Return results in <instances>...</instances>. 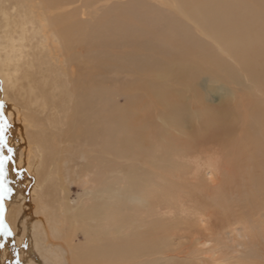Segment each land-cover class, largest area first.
<instances>
[{"label":"rangeland","instance_id":"rangeland-1","mask_svg":"<svg viewBox=\"0 0 264 264\" xmlns=\"http://www.w3.org/2000/svg\"><path fill=\"white\" fill-rule=\"evenodd\" d=\"M84 1L86 5L83 9L86 14L83 18L88 25L99 22L113 4L128 2V0H73V4L70 3L71 11L80 12L75 9ZM142 1L153 8L159 6L162 10L161 18L156 14L157 23L151 30H147L149 37H159L160 33H167L166 28L175 35L174 28L195 35L197 44L204 46L210 53L215 54L213 57L217 56L220 62H224L223 66L220 65L221 68L217 69L219 72L214 71L217 74L210 75L207 72L200 74L197 79L198 89L204 92L206 97L202 100L206 104L220 106L227 103L233 114L242 116L240 120L235 118L238 120L235 124V134L233 132L235 141L219 144L212 139L201 149L191 150L188 148V142L182 141L186 136L183 129L163 122V128L166 129L167 134H172L175 138L172 139L174 142L170 139L163 147L160 141H156L160 145L154 143L155 146L147 153H142V149L138 147L127 148L129 151L126 149L120 152L107 151L105 148L99 150L98 144L89 146L90 148L86 144L80 145L81 148L75 149L73 143L66 142L67 151L64 156L66 155L68 163L60 165L57 176H60L61 186L52 190L51 196L56 212L62 211L59 202L61 206L67 207L68 218L65 219L62 229L63 233L67 234L64 236L65 239L63 237H60L61 239L55 237V239L52 234H50L52 239H48L42 228L50 231L49 226L47 222H43L42 217H38L39 220H34L42 226L40 231L34 233L38 245L36 255H38L30 257V254L24 253L25 248L20 250L19 235L14 231L16 229L24 231L28 219L27 212L30 209L25 199L23 203L16 202L14 194L25 191V188L30 189L32 178L29 176L32 174L26 173L27 169H24L26 167L13 166L18 149L12 145L11 131L17 125L12 122L7 112L11 103L0 97V123H2L0 128L4 142H0V160L3 162L0 171L2 178L0 179V216L3 219V224H0V264H48L45 252L50 251L49 249L59 252L66 260L67 254L70 258L73 252L80 254L82 247L91 248L100 242H111L113 245L121 243V245L102 260L93 259L86 264H264V131L258 133L260 125L264 129V116L256 115L252 111L247 113L243 109L249 101H253L252 98L247 97L248 93L255 95V99L261 103L260 106L264 105V93L260 95L261 88L251 82V78L246 77L240 65L239 55L245 53L244 50H237L238 46L226 45L212 34L216 30L215 27L209 33L207 31L211 26H207L204 21L199 22L198 18L194 17V15L197 17L206 15L209 8L210 13L222 11H235V15L243 13V19L247 21L258 11L263 13L264 8L249 0ZM204 1L206 4L202 5ZM256 2L260 3L257 0ZM245 4L251 10L249 13L246 12L248 8ZM111 36V45L93 48L92 43L78 49L75 59L71 65L69 64L70 75L75 77L77 73H81L82 77L89 76L90 72H93L92 62L96 49L107 51L110 55L119 58L121 55L133 53V58L127 62L129 65L144 56L137 51L138 48L133 49L117 43L119 39L127 40L132 36L128 30L119 29ZM175 45L173 42V47ZM161 46L162 43L159 45L160 49ZM150 48L149 52L153 55L159 52L157 45L155 50L152 45ZM167 52L168 50L161 49L159 53L166 55ZM251 52L258 55L259 61L263 59L260 58L257 45L252 47ZM82 53V61H78ZM124 60L120 58L119 62ZM148 65L147 63L139 67L137 73L143 76L150 75L162 84L175 85L173 79L178 71L176 60L167 61L168 70L164 73L151 70ZM113 72H103V74L109 81H114L115 90L120 89L122 82L136 77L131 73L126 75L124 72ZM95 76L100 82L101 76ZM219 76H224V82L229 80V83H233L231 93L222 89L224 85L219 80ZM206 85L211 87L209 92L205 90ZM186 87L188 86H180L177 89L182 93H188L189 87L187 90ZM0 91H2L1 84ZM195 97L191 93L187 95V103L193 104ZM125 98L124 95L115 97L117 104L121 106L126 103ZM138 113L135 109L129 116L134 118ZM158 113L159 111L157 114L154 113L153 119H159ZM8 138L10 140H7ZM93 152L97 153L96 156ZM30 171L33 173L31 169ZM136 177H142L141 181L139 182ZM24 180L28 181L25 185L22 184ZM63 192L66 198L57 201L58 195ZM39 197L41 196L33 199L32 211L38 205L36 203H39ZM11 200L13 201L10 203ZM11 204L13 207L19 206L20 214L14 219L10 217L13 208ZM90 208L95 212H85ZM5 242L11 244L12 254H5L2 249V243ZM134 243L140 246L134 247ZM10 248L7 249L8 253ZM64 248L68 249V252ZM29 259L31 262H28ZM41 259L44 260L41 262ZM70 261V264H75L72 259ZM63 264H66V261Z\"/></svg>","mask_w":264,"mask_h":264},{"label":"bare ground","instance_id":"bare-ground-1","mask_svg":"<svg viewBox=\"0 0 264 264\" xmlns=\"http://www.w3.org/2000/svg\"><path fill=\"white\" fill-rule=\"evenodd\" d=\"M249 1H254L257 6L264 8V0H257L260 3L256 0ZM85 2L75 9L80 12H72L70 3L73 4V0L70 2L69 0H0V84L2 86L0 97L11 103L7 112L12 122L17 125L11 131L13 132L12 145L18 149L16 154L18 162L16 159L13 160V166L14 168L26 167L24 168L27 169L26 173L32 174L29 176L32 178L30 189L26 190L24 187L25 191L23 188V191H16L17 193L14 194L16 202L20 204L25 199L30 209L27 212L28 219L24 231L20 229L14 231L19 235L20 250L25 248L24 253L30 254V257L38 255H36L37 239L34 235L42 227L40 223L34 221L39 220L38 217H42L43 222H47L49 226L50 231L42 228V232L48 239H52L50 234L54 238L63 237L64 239L67 234L62 231L65 219L68 218L67 207L61 206L59 202V208L62 211L56 212L53 196H51L52 190L61 186L60 176H57L60 165L68 163L66 155L64 156L67 151L66 142L73 143L75 149L81 148L80 145L86 144L92 147L98 144L99 150L105 148L107 151L120 152L127 148L138 147L142 149V153H147L155 146L156 141H160L163 146L174 138L163 128L164 122L173 127H181L186 135L182 141H187L188 148L196 151L212 139L219 144L234 142L233 132L235 134V124L238 121L235 118L239 120L242 118L233 114L227 103L211 106L202 100L206 96L198 89L197 79L202 72L210 75L217 74L214 71L219 72L217 69L221 68L224 62H220L217 56L213 57L215 54L197 44L195 35L173 28L176 32L174 35L173 32H169V28H166L167 33H160V38L149 37L147 30H151L157 23L156 14L160 18L162 16L159 6L153 8L142 0H128L118 5L113 4L102 18H99V22L88 25L83 18L86 14L83 9ZM205 4L206 1L202 5ZM247 8L246 12L249 13L251 10L248 6ZM263 13L258 11L247 21H244L243 13L238 15H235V11L210 13L209 8L208 13L202 17L194 15L199 22L204 21L207 26H211L209 31L206 30L207 32L211 33L212 28L215 27L216 30L212 32L215 37L226 45L238 46L237 50H244L245 53L239 55L240 65L246 77L251 78V82L261 88V96L264 93ZM117 29L128 30L132 34L129 39H119L117 43L133 49L138 48L137 51L144 56L129 65L127 62L133 58V53L121 55L120 58L125 60L119 62L118 56L96 49L92 62L93 72H90L89 76L82 77L81 73H77L75 77H72L73 75L69 73V64L71 65L75 59L78 49L92 43L93 48L111 45V34L118 31ZM173 42L176 44L174 47ZM161 43V49L168 50L166 55L159 53ZM151 45L154 50L157 45L159 52L155 55L149 52ZM254 45L258 46L260 58H263L261 61L257 59L256 53L251 52ZM79 56L78 61H82L83 53ZM169 59L178 62L177 76L173 79L174 86H171V83H159L150 75L143 76L137 73V69L147 63L149 69L164 73L168 70ZM113 71L124 72L126 75L135 74L136 77L122 82L120 89L115 90L114 81H109L103 74V72L114 73ZM95 75L101 76L100 82L96 80ZM61 76L63 78H59ZM219 80L224 85L222 89L228 93L233 91V83H229V80L224 82V76H219ZM180 86H188V93L178 90ZM205 90L209 92L211 87L206 85ZM190 93L193 97L197 96L191 105L186 99ZM117 95L126 97V103L122 106L116 102ZM247 97L252 98L253 101H249V104L244 106V111L263 117L264 105L260 106L261 103L251 93H248ZM135 109L139 113L131 118L130 112ZM158 111L159 123L157 119H153L154 113L157 114ZM257 119L259 123L260 117L258 116ZM245 130L247 133V128ZM258 130V133L264 131L261 125ZM94 154L96 156L97 153ZM8 163L7 161V165ZM136 178L139 182L142 179V177ZM27 182L24 180L22 184L25 185ZM39 195L41 196L39 203H36L38 205L34 207L33 212L32 201ZM65 198V192H63L56 200ZM11 207H13L12 204ZM18 207L12 208L11 219L20 214ZM85 212H95V210L90 208ZM2 220L0 216V224H3ZM120 245L121 243L113 245L111 242H100L91 248L82 247L80 254L73 252L70 258L67 254L66 260L59 252L52 249L45 253L48 264L55 262L63 264L64 261L70 264L71 259L75 264H86L93 259L102 260L107 254L116 251ZM139 246L138 243H134V247ZM10 247L11 244L8 242L2 243L5 254L13 253ZM8 248H10L9 253ZM42 260L44 259L40 261ZM28 262H31L30 259Z\"/></svg>","mask_w":264,"mask_h":264},{"label":"snow or ice","instance_id":"snow-or-ice-1","mask_svg":"<svg viewBox=\"0 0 264 264\" xmlns=\"http://www.w3.org/2000/svg\"><path fill=\"white\" fill-rule=\"evenodd\" d=\"M0 142H3V137H2V128H0ZM2 167H3V162L0 161V171H2ZM9 235L11 233H8Z\"/></svg>","mask_w":264,"mask_h":264}]
</instances>
